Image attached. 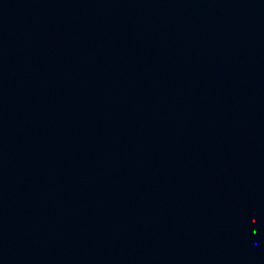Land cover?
<instances>
[{"label":"water","instance_id":"obj_1","mask_svg":"<svg viewBox=\"0 0 264 264\" xmlns=\"http://www.w3.org/2000/svg\"><path fill=\"white\" fill-rule=\"evenodd\" d=\"M0 264H264V0H0Z\"/></svg>","mask_w":264,"mask_h":264}]
</instances>
